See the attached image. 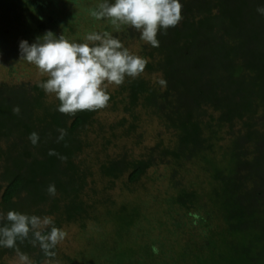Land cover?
Segmentation results:
<instances>
[{
	"label": "trees",
	"instance_id": "obj_1",
	"mask_svg": "<svg viewBox=\"0 0 264 264\" xmlns=\"http://www.w3.org/2000/svg\"><path fill=\"white\" fill-rule=\"evenodd\" d=\"M60 1L42 2L55 12ZM69 1L73 8L79 0ZM36 2L17 0V11H11L14 17L9 19L13 24L15 18L35 22L43 12ZM180 2L182 19L166 34L158 33L159 47L143 41L130 26L110 29L128 49L129 41L138 42L136 51H129L149 62L138 77L106 88L107 107H120L123 115L105 128L99 124L90 138L87 125L104 108L63 114L56 95L44 101L39 87L43 78L26 91L23 84L14 85L23 88L15 99L6 91L17 92L14 86H0V141L6 147H0L2 214H36L42 203L45 208L38 215H52L55 226L72 223L82 228L85 221L109 220L113 228L108 250L101 254L88 245L82 255L85 264H137V254L149 258L146 246L111 244L127 241L140 215L136 202H115L108 194L98 195L93 186L95 179L110 184L125 170L129 182L143 181L146 169L160 163L169 170L166 189L173 192L163 197L169 210L174 206L185 214L201 213L202 225L207 228L211 221L213 227L200 244H179L176 253H165L157 264H264V14L257 11L264 5L257 0ZM65 28L71 35L72 28ZM17 106L18 114L13 111ZM60 129L66 133L63 139H58ZM33 132L38 134L35 145L29 139ZM118 138L119 151L102 150ZM83 149L94 160H79ZM50 184L55 185V196L47 191ZM100 210L105 216L97 220L95 212ZM177 224L174 220L170 225ZM17 245L34 264L48 259L28 240ZM6 252L15 250L0 247V261Z\"/></svg>",
	"mask_w": 264,
	"mask_h": 264
},
{
	"label": "rangeland",
	"instance_id": "obj_2",
	"mask_svg": "<svg viewBox=\"0 0 264 264\" xmlns=\"http://www.w3.org/2000/svg\"><path fill=\"white\" fill-rule=\"evenodd\" d=\"M42 1L43 0H37L36 2L37 5L41 4L43 12L35 22H30V20L26 21L27 19L15 18L17 22L13 24V21H11L12 19L9 18L14 17V13L11 11H17V0H0V86L3 85L7 87L23 84V88H26L24 89L26 91L30 85L39 83L42 78L44 81L48 78L47 74L42 73L36 65L21 58L19 50V42L21 40H27L28 43L31 44L37 37L42 36L46 31L50 30L57 36L63 33L70 40L78 42L77 39H84L85 36L91 32H111L110 29L112 30V28H114L111 21L108 19L96 20L93 17L88 16L90 11L87 10L95 8L96 5L101 2L100 0H79L77 5H73V8H71L72 5L69 0H61L60 3H58L60 5L55 7V12H51L50 3L47 5ZM257 1L264 5V0ZM43 5L45 7H42ZM76 6L79 8L76 9ZM6 7L11 8V10L7 11L5 9ZM80 9H83V11H80ZM68 11H73L74 13L72 12L69 15ZM76 13L77 16L72 18ZM81 14L86 15L79 17ZM67 21L68 25L65 24ZM67 26L68 28H72L71 35L65 28ZM29 37L32 39H29ZM137 48L138 42L134 43L129 41V49L131 52L136 51ZM113 85L114 84H107L106 82V88L109 90L113 88ZM15 88L17 89V92H15V90H6L11 92V99H15L16 96H18V92L23 89L20 87ZM54 95L55 94L46 93L44 91V101L50 102L53 100ZM20 97L23 98L22 94ZM122 115L120 107L115 111H112L108 107L100 110L95 115L92 123L87 125V134H91L88 135L89 138L94 134L92 132L93 129L98 131L99 124H102L105 128V125L110 124L116 120L118 116ZM82 132H84V130ZM105 132L106 131H103L104 134ZM122 138L111 139L110 142L113 141V144H106V148L102 150L108 151L112 149L115 152L119 151ZM145 143L148 144L149 140H145ZM4 146V141H0V147L2 150L3 148H6ZM137 149L139 148H135L133 151L137 153ZM85 150L86 149H83V152L79 154V160L83 158L84 163H89L94 160V157L89 151L86 152ZM188 169L189 166L186 165V170ZM1 170L2 164L0 162V172ZM127 172L128 170H125L120 177L110 184L106 182L105 179H95L93 186L98 195L108 194L115 202L134 200L139 209L140 215L136 217L137 220L134 221V226L130 228L129 233L125 238L127 241L122 239V241H119L118 243L112 242L111 244H114V247L125 243L128 244L129 242L138 244V247L141 246V248L146 246L149 258L146 256L143 258L137 254V264H157V262L159 263V261H161V258H163L165 253H176L177 248L180 247L179 244L181 246L185 244L190 246L202 242L204 234L210 229V227H213V223L208 221V227L206 228V226L202 225L203 223L199 218V216L203 214L192 211L190 214H185L181 209L174 206L169 210L167 202L163 199L165 193L173 192L172 190L166 189L168 185L166 182L167 179L165 178H167L169 172L168 166L160 163L157 166L149 167L146 169V173L142 177L143 181L137 180L133 183L127 180ZM3 183L4 182L0 181L1 187ZM104 186H107L105 187V191H103ZM143 187L147 189L145 192L142 191V189H144ZM131 188H135V190H131ZM262 188L261 193H264V185H262ZM22 195L23 194L20 196ZM39 204H37V207L42 210H39L38 213L36 212L34 215H38L39 212H42L45 208L39 206ZM28 211L30 214H33L31 210ZM0 213H3V208L1 206ZM95 215L98 217L97 220L100 218L102 219L103 216H105L103 210L95 212ZM174 220H177L178 224L173 227L170 224H172ZM84 224L85 225L82 228H79L76 224L72 223H61L59 226H56L67 233L65 239L57 245V253L61 256H66L67 260L70 258V260L67 261L56 254V257L51 260L50 264H85L83 263L84 256L82 255L85 254V249H90L88 245L91 246L94 252L98 251L101 254L104 253V249L108 250V242H111L112 240L111 228L113 227L111 222L109 220H103L102 222L85 221ZM93 243L95 244L94 246ZM157 247H159V251ZM57 256H59L60 259H56ZM29 258L32 260V257ZM133 263L136 264L135 260ZM0 264H19L16 252H6L2 255V261H0ZM38 264H49V259H43L42 262ZM178 264L184 263L179 262Z\"/></svg>",
	"mask_w": 264,
	"mask_h": 264
},
{
	"label": "clouds",
	"instance_id": "obj_3",
	"mask_svg": "<svg viewBox=\"0 0 264 264\" xmlns=\"http://www.w3.org/2000/svg\"><path fill=\"white\" fill-rule=\"evenodd\" d=\"M180 0H101L90 15L96 19H108L116 31L130 26L140 32V37L153 47H159L157 35L175 27L182 19ZM264 14V7L258 8ZM21 58L34 64L48 78L41 87L46 93L55 94L60 101L58 111L75 115L80 111H95L107 107L110 95L107 84L122 85L126 77L136 78L144 72L148 59L132 54L122 42L109 31L91 32L84 42L70 40L63 33L59 36L46 31L29 44L19 42ZM159 84L166 87V81ZM17 114L19 107L13 109ZM63 139L64 129L58 130ZM35 145L38 134L29 136ZM50 154H54L50 151ZM49 195L55 196V185L47 188ZM0 247L14 249L19 264H34L22 252L17 242L28 240L38 246L49 259L56 257L55 249L67 233L55 226L51 215H34L9 210L6 216L0 213Z\"/></svg>",
	"mask_w": 264,
	"mask_h": 264
}]
</instances>
